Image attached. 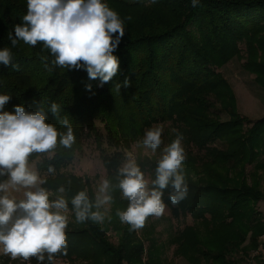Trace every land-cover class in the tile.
<instances>
[{
  "label": "trees",
  "instance_id": "16d2710c",
  "mask_svg": "<svg viewBox=\"0 0 264 264\" xmlns=\"http://www.w3.org/2000/svg\"><path fill=\"white\" fill-rule=\"evenodd\" d=\"M103 2L124 22L125 35L113 53L119 59V71L100 87L99 80H90L83 69L54 66V57L40 42L33 47L18 41L13 47L8 36L11 32L14 37L15 25L23 23L27 0H0V50L8 48L12 63L19 65V70H14L11 65L0 64V95L11 97L3 111L12 112L21 104L27 111H42L46 123L54 125L61 135L67 132L62 124L67 118L75 136L70 148L62 146L58 137L52 153H33L29 162L35 161L40 172L49 166L57 170L82 152L85 138L92 137L109 179H121L122 153L118 148L128 147L131 139L140 137L155 123L180 125L204 153L198 162L191 156L185 160L187 199L173 206L171 189L164 190L163 200L174 217L190 215L197 223L177 230L175 256H182L190 264L243 263L258 250L264 235V225L254 208L262 198L257 174L251 173L250 183L241 174L243 165L252 164L261 154L255 167L264 174V120L243 129L245 121L228 107L232 95L214 68L237 55L242 43L247 53L245 68L256 73L258 82L264 85V0H200L195 8L191 0ZM116 85H120L118 90ZM210 92L225 110L229 109L232 120L220 122L212 116ZM52 103L60 108L56 115L50 111ZM219 143L221 149L215 148ZM44 181L41 187L68 201L73 218L66 229L67 255L57 254L55 258L85 264L141 263L142 240L116 214L126 210L129 203L119 188L110 192L116 205L109 219L117 240L114 244L99 223L90 219L76 222L71 199L82 191L79 182L70 174L59 173ZM61 187L63 193L58 191ZM199 225L204 232L199 231ZM248 233L250 249L245 250L241 245ZM148 249L144 264H161L156 245ZM255 257L264 264L260 254ZM10 263L16 261L3 262ZM20 264L37 261L33 258Z\"/></svg>",
  "mask_w": 264,
  "mask_h": 264
},
{
  "label": "clouds",
  "instance_id": "9594fccd",
  "mask_svg": "<svg viewBox=\"0 0 264 264\" xmlns=\"http://www.w3.org/2000/svg\"><path fill=\"white\" fill-rule=\"evenodd\" d=\"M155 2V0H153ZM197 7L200 0H191ZM131 20V17H128ZM23 23L15 25L14 37L9 33L13 47L18 41L30 46L42 43L54 57L52 64L69 70H85L90 80H99V86L110 82L119 71L116 51L125 35L124 22L103 0H27ZM47 59L46 57L44 58ZM8 48L0 50V64L19 70L13 64ZM124 86H129L126 78ZM120 85H116L117 90ZM87 88L91 90V85ZM9 95H0V175L7 180L0 183V254L11 260L54 264L57 254L67 255L69 223L68 201L61 195L50 199L49 191L41 187L45 181L29 164L33 153H52L58 143L70 148L75 142L73 129L67 118L62 121L67 132L61 135L54 125L46 123L42 111L30 112L21 105L12 112L3 111ZM53 115L59 113L56 103L50 105ZM163 125L149 128L140 143L155 152L162 144ZM181 135L163 149L151 184L134 159L129 158L119 170L118 187L129 203L126 210L117 211L122 223L130 230L142 229L150 216L161 217L166 210L164 190L171 189L169 199L173 206L188 198L183 162L186 159ZM48 171H54L49 166ZM25 189L24 199L10 197L9 190ZM111 183L101 181L93 203L86 191L78 192L71 205L77 223L87 220L102 223L105 214L100 209L112 203ZM63 193L65 189L59 188Z\"/></svg>",
  "mask_w": 264,
  "mask_h": 264
},
{
  "label": "rangeland",
  "instance_id": "374dc122",
  "mask_svg": "<svg viewBox=\"0 0 264 264\" xmlns=\"http://www.w3.org/2000/svg\"><path fill=\"white\" fill-rule=\"evenodd\" d=\"M240 52L237 55H233L229 57L225 62L218 65L214 68V71L218 74V76L226 83L228 90L230 91V95H232V101H228V107H232L233 111L240 117L243 118L245 123H243V129H247L250 125L255 122H259L264 120V85L260 84L257 80V75L254 72L247 70L244 66L247 53L244 44H239ZM208 101L212 104L210 106V113L212 116H215L220 122H229L232 120L229 109L225 110L223 105L220 103V100L217 101L214 99L212 92L208 93ZM163 125V134L162 140L163 144L153 152L151 149H148L140 143L143 135L140 137L131 139L129 141V145L121 146L118 148V151L122 153V160L119 166L121 169L128 161L129 158L134 159L136 164L140 167L141 171L144 173L145 179L151 181L155 178L154 176V166L158 163L159 159L162 156L163 149L167 145H169L177 135H181L182 139V147L185 149L186 159L189 156L193 157L196 162L202 159L204 151L199 150L197 146L189 139V135L186 133L182 126L174 124L170 121L167 122H158L153 124L151 127ZM100 131L101 125H98ZM150 127V128H151ZM149 129V128H148ZM146 129V131L148 130ZM145 131V132H146ZM144 132V133H145ZM221 143L218 145H214L215 148L221 149ZM210 145V144H209ZM263 155L261 154L258 159H256L252 164H246L242 167V173L246 178L247 182L250 183L252 178L250 177L251 173L257 174V185L258 189L261 192L262 198L257 203L254 204V208L258 212V217L262 225H264V174L260 168L255 167V164L261 161ZM199 159V160H198ZM183 162L182 167L185 166L186 162ZM31 166L34 167L35 170L38 171L40 177L44 180L46 177L56 176L57 173L68 175L70 174L73 177V180L79 182V185L82 186L81 190L86 191L89 199L94 203L96 194L98 191V187L102 180L108 179L111 183L110 192L113 188H119L118 183L120 178L109 179L108 171L106 166L103 164L101 152L96 147L95 142L92 137H87L83 141V149L82 152L76 154L74 159L64 165L59 169L53 172H49L48 170L40 172L36 167V162H29ZM200 170V175H204ZM232 173L231 175H233ZM7 180V176L0 175V183H3ZM41 186V185H40ZM26 190L20 188L19 190H9L10 197H14L17 201L24 199V192ZM50 199L55 200L60 195L54 194L49 191ZM3 195V193H0ZM166 204V203H165ZM116 205L112 201L110 205H105L100 209L93 208V211H101L105 214V219L102 223H99L102 230H105V235L108 239L116 244V237L113 235V231L110 227V217L112 216V212ZM69 217V222H73L72 216H70L69 210L66 213ZM175 218L171 212V208L166 204L165 213L157 218L154 216H150L145 226L142 229L135 230L139 238L143 242V253H142V261L140 264H144L148 259V253L150 250L148 249L149 245H156V255L160 257L161 264H190L188 263L182 256H175V248L176 244L174 243L175 237L177 235V230H180L185 225H196L197 223L191 218L190 215H185L183 217ZM98 223V222H97ZM104 224L108 225V228H104ZM199 227L200 232H204V229L201 225ZM249 236L246 237L245 241L241 246L244 247L245 250H249ZM240 246V247H241ZM260 254L262 261H264V235L259 239V247L257 251H253L250 253L247 260H245L241 264H261L256 260L255 255ZM7 260L9 262L16 261L15 264H20L22 260H11L9 257L0 254V264ZM13 264V263H10ZM54 264H85L82 261L74 260L69 261L65 258H55ZM139 264V263H136Z\"/></svg>",
  "mask_w": 264,
  "mask_h": 264
}]
</instances>
